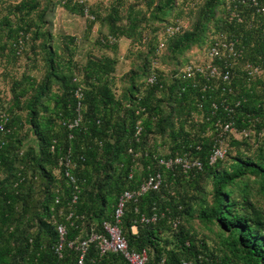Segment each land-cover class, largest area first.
Instances as JSON below:
<instances>
[{
  "label": "trees",
  "instance_id": "trees-1",
  "mask_svg": "<svg viewBox=\"0 0 264 264\" xmlns=\"http://www.w3.org/2000/svg\"><path fill=\"white\" fill-rule=\"evenodd\" d=\"M135 1L142 6L135 9L130 4L125 16L120 12L123 0H116L105 16L95 15L94 19L106 24L109 34L115 38L140 40L142 21L165 20L176 2ZM260 2L264 4V0ZM63 5L72 12L84 13V4L80 2L69 0ZM39 6L37 0H19L6 6L19 19L13 27L8 16L3 18L15 55L22 51L16 45L18 37L22 35L25 39L26 17ZM201 8L192 28H182L171 36L165 33L168 44L161 40L163 45L159 47L160 42L157 45V49L167 46L174 56L176 67L170 68L169 75L144 63L143 83L148 90L143 96H135L131 91L126 104L114 98L109 88V74L116 64L113 57L88 58L83 66L85 86L81 79L59 70L61 62L50 50L48 71L33 95L23 102L27 110L24 121L34 133L37 148L30 146L21 151L22 139L17 132L22 122L11 116V108L0 110L9 114V132L0 133V264H77V249L69 247L68 242L102 231V222L111 218L119 194L137 188L148 173L157 170L164 177L160 189L145 192L138 201H129L120 223L129 248L147 250L145 264H183V261L264 264V14L236 0H205ZM166 26H163L164 32ZM222 35L234 38L242 50L238 58L230 61V81L197 76L194 82L185 78L182 72L185 64L200 62L187 58L188 51L195 47L206 55L215 38ZM3 47L0 44V49ZM179 56L188 60L181 63ZM247 63L260 64L262 73L248 79ZM151 73L157 75L154 83L147 81ZM53 81L58 84L57 90L52 89ZM135 85H131V90ZM79 86L83 91L82 120L69 127V122L76 117L74 91ZM25 93L26 89L15 93L14 105L20 104ZM158 93L163 96L159 98ZM226 104L230 111L224 108ZM138 121L141 133L136 140ZM227 121L233 122L236 131L253 129L255 139L251 143L246 138H231V145L248 146V151L239 149L230 156V161L217 158L210 163L216 140L206 132L210 128L216 130V126ZM150 134L168 138L170 153L146 152L144 147ZM138 152L141 154L137 158ZM184 152L197 157L202 167L184 172L180 168L166 169L157 163L160 156ZM67 155L73 180L65 175V165L59 164ZM137 159L143 163L142 175L134 169ZM56 168L61 177L54 174ZM186 177L193 187L198 186L200 179H208L210 200L206 194L196 200L197 196L176 190L174 185ZM37 182L42 187L38 190ZM251 182L262 199L260 203L252 196ZM37 204V209L30 214V208ZM153 208L158 219L139 222L140 215L150 214ZM182 216H196L200 225L209 231L216 225L220 230L216 249L222 255L211 249L205 239L198 240L190 225H182ZM175 218L179 221L176 227ZM58 223H63L66 229L60 255L55 251L60 240ZM133 225L136 232L131 230ZM167 229L176 236L173 246L165 236ZM84 263L127 264L118 253L100 256L94 244L90 245Z\"/></svg>",
  "mask_w": 264,
  "mask_h": 264
},
{
  "label": "rangeland",
  "instance_id": "rangeland-1",
  "mask_svg": "<svg viewBox=\"0 0 264 264\" xmlns=\"http://www.w3.org/2000/svg\"><path fill=\"white\" fill-rule=\"evenodd\" d=\"M18 1L0 0V44L4 46L0 49V110L9 111V108H11V112L9 111L11 116L18 117L22 122V127L18 128L17 134L22 139L21 151L23 152L30 146L37 148L34 133L24 121L27 110L24 108L23 102L33 95L34 89L43 80L48 71V52L50 50L54 52V57L61 62L59 70L81 79L82 85L85 86L86 80L83 66L90 56L100 57L106 55L115 58V69L109 74V88L116 100L126 104L131 96V91L135 96H143L148 90V87L143 83V65L145 62H148V67L160 68L167 75H169L171 67H176L174 56L169 52L167 46L157 49V45L161 40L166 41L167 44L169 42L163 26L165 24L179 23L185 30L192 28L205 0H176L174 9L166 16L165 20H150L149 23L142 21V38L135 41L123 36L113 37L109 34V28L106 24L94 19L95 15L105 16L116 0H85L84 3L79 0H71L72 2L84 4L83 14L67 10L63 3L69 0L65 2L63 0L61 2L60 0H37L40 6L37 10L31 11L30 15L26 17L28 30L25 34L22 33L25 35V39L21 35V37H18L16 45L22 51L15 55L10 47L11 40L8 37L7 27L3 24V18L8 16L13 27L19 23L18 17L6 7L7 4ZM130 4H134L135 9L142 6L135 0H123V4L120 7L122 15L125 16L127 14ZM86 9L87 13L85 12ZM123 21H125V18H123ZM143 35L146 36L144 40ZM113 45L115 46L114 48L111 47ZM162 55L161 59L160 56ZM186 56L191 60L200 62L205 60L203 50L195 47L189 50ZM187 58L179 56L178 59L183 63L188 60ZM70 62L71 64L68 67ZM239 67L240 70L243 69V66L240 65ZM133 83L136 84L135 89L131 90ZM57 88L58 84L53 81L52 89L57 90ZM23 89H26V93L20 98V104L18 106L14 105L15 93ZM162 96L163 93H158L159 98ZM247 129L249 131L247 136L250 135V137L239 133L225 132L223 126L220 125L216 126V130L208 129L206 134L215 138L217 145H222L223 149H225L222 158L230 161V156L235 155L237 150L248 151V146L231 145V138L239 140L246 138L248 139L246 141L251 143L255 139L254 130L251 128ZM253 149L254 147L251 148L249 153ZM144 150L154 154L166 155L170 153L171 149L168 138L161 134H150ZM140 154L141 152H138L136 157L138 158ZM134 169L139 175H142V160L137 159ZM29 170H33V168L29 167ZM59 171L58 168L54 169V174L57 177H61ZM189 179V177H186L179 184H175L176 190L179 192L187 191L190 196H197L196 200L206 194L207 199L210 200L211 197L208 194L211 188L210 181L202 178L196 188L189 185ZM37 184V190L42 188L39 182ZM250 187L253 190V198L259 199V203L262 202V199L258 198L256 186L252 182ZM40 193L41 191L36 194ZM196 200L193 202L194 206H196ZM37 207L38 204L35 207H31L29 213H33ZM181 224L184 226L190 225L198 240L199 238L205 239L211 249L222 255L216 249L219 246L217 234L220 231L216 225L213 226V231H209L200 225L196 216H182ZM165 236L170 241L169 245L173 246L176 241L174 232L167 229ZM78 240L80 239H76V241Z\"/></svg>",
  "mask_w": 264,
  "mask_h": 264
},
{
  "label": "built area",
  "instance_id": "built-area-1",
  "mask_svg": "<svg viewBox=\"0 0 264 264\" xmlns=\"http://www.w3.org/2000/svg\"><path fill=\"white\" fill-rule=\"evenodd\" d=\"M64 2L67 0H63ZM84 3L85 0H79ZM234 1V0H232ZM240 4H248L253 6L257 12L264 14V4L260 2V0H236ZM87 13V9L85 10ZM235 13H232L234 15ZM236 15V14H235ZM182 29L181 24L172 23L168 24L165 27V33L169 36L174 35L176 32H179ZM264 30V28H263ZM21 42V41H19ZM21 44V43H20ZM163 45V42H160L159 47ZM242 53L240 47H237V41L234 38H228L226 36H220L215 38V41L210 45L207 54L205 55V60L199 63H187L182 68L183 76L185 78H190L192 80H196L197 76L206 77V79L210 78H222L223 81H230L232 77V72L230 69V61L233 58H238ZM263 68L260 64L255 63H247L245 66L247 78H254L255 76L262 73ZM156 74L151 73L147 77V81L149 83L156 82ZM74 97L76 99V117L69 122L68 126L73 127L80 123L82 120V99H83V91L82 87L79 86L74 91ZM238 102L236 103V105ZM225 109L229 111V105L226 104ZM9 118L8 114L5 112L0 113V133L4 134L9 132V128L7 127ZM223 126V130L225 132H234L242 134L243 136H247L249 131L247 128H243L241 131H236L233 126L232 121H227L224 124L220 123ZM141 133V125L140 121H138L135 126L134 137L136 140L139 139ZM129 151L132 152V149L129 148ZM225 149H223L222 145L215 144L213 146L211 155L209 157L210 163L215 162L217 158H222L224 155ZM157 163L159 166H162L166 169H175L180 168L182 171L187 172L192 169H200L202 167L201 161L197 157H193L189 154V152H184L182 154H175L169 157H159L157 159ZM60 165H65V175L69 176L71 180H73L72 175H70L68 171V167L71 166V160L67 156L61 158L59 161ZM131 176V174H130ZM164 183V177L160 170L148 173L139 184V186L135 189H126L122 191L118 198L116 205L113 210V214L109 220H104L102 222V231H93L89 234L88 237L80 239L75 244L74 241H69V247H75L78 252L77 264H85L84 260L87 256L88 249L91 244H94V247L100 256L105 255L107 253H118L120 254L127 262V264H145L148 259V253L146 249H141L139 251L131 250L128 246L127 240L123 235L120 227L123 211L125 209L126 204L129 201H138L140 196L147 191L150 190H158ZM158 219V214L154 210L150 214L142 213L139 217V222L149 223L154 222ZM178 219L175 218L173 220V225L176 227L178 224ZM57 231L60 236L59 243L55 247V251L60 255L62 250V244L64 240V235L66 232L65 225L63 223L57 224ZM132 232H136V225L131 227ZM183 264H191V261H183ZM203 264V263H199Z\"/></svg>",
  "mask_w": 264,
  "mask_h": 264
}]
</instances>
